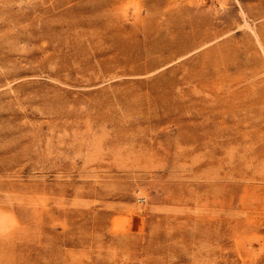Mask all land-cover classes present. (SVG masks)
<instances>
[{
    "label": "rangeland",
    "instance_id": "obj_1",
    "mask_svg": "<svg viewBox=\"0 0 264 264\" xmlns=\"http://www.w3.org/2000/svg\"><path fill=\"white\" fill-rule=\"evenodd\" d=\"M0 264H264V0H0Z\"/></svg>",
    "mask_w": 264,
    "mask_h": 264
}]
</instances>
